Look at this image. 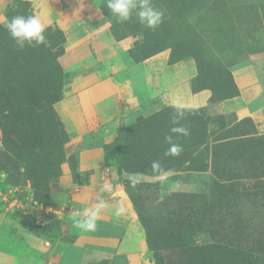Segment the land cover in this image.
<instances>
[{
    "label": "rangeland",
    "instance_id": "rangeland-1",
    "mask_svg": "<svg viewBox=\"0 0 264 264\" xmlns=\"http://www.w3.org/2000/svg\"><path fill=\"white\" fill-rule=\"evenodd\" d=\"M89 1L102 12L115 39L131 45L120 54L128 65L167 49L175 60L192 57L199 80L219 94L232 95L230 65L264 58V0H152L164 13L155 30L135 17L117 22L106 7L107 0ZM36 11L32 0H0V191L17 189L28 206L53 205L52 189L61 167L66 160L72 164L79 150L71 144L77 132L62 103L64 86L78 69L61 63L65 44L61 29L51 21L45 33L47 47L21 49L5 27L12 17L36 15ZM177 110L184 113L179 125L189 129L187 137L170 132L177 126L172 124ZM169 135L183 146L179 156L165 155ZM9 151L16 152L18 161L7 158ZM106 151L107 160H117L120 154L143 168L120 169V178L145 234L143 222L163 225L168 211L186 217L176 222L190 232V238L181 239L184 257L177 255L173 263L264 264V188H256L264 185V132H258L250 120L236 121L231 113L211 108H144L132 122L119 126ZM154 160L161 164L159 175H151L156 173L151 168ZM218 181L224 186L212 187ZM126 185L139 199L130 195ZM12 212L22 214L17 208ZM29 213L24 215L32 218ZM41 213L48 223L34 230L61 233L56 214ZM67 217L73 239L80 231L74 225L78 218L71 212ZM204 217L214 233L198 228ZM191 223L197 225L196 231ZM164 228L151 229L152 244L162 253L172 249L174 255ZM205 242L215 245L209 248Z\"/></svg>",
    "mask_w": 264,
    "mask_h": 264
},
{
    "label": "crops",
    "instance_id": "crops-1",
    "mask_svg": "<svg viewBox=\"0 0 264 264\" xmlns=\"http://www.w3.org/2000/svg\"><path fill=\"white\" fill-rule=\"evenodd\" d=\"M32 1L36 16L46 24L54 21L62 31V65L78 69L64 86L62 103L77 132L71 144L79 150L72 164L66 160L61 167L52 189L53 205L34 201L28 206L31 223L12 212L0 191V264H153L118 168L105 160V147L119 126L132 122L144 108H211L231 113L236 121L248 119L264 132V58L230 65L236 92L216 98L210 86L198 83L192 57L175 60L166 49L128 65L120 54L131 45L115 39L102 12L89 0ZM106 185L110 191L104 190ZM98 197L106 207L97 230H80L71 239L68 214L79 219ZM42 211L56 214L61 233L33 229L48 223Z\"/></svg>",
    "mask_w": 264,
    "mask_h": 264
},
{
    "label": "clouds",
    "instance_id": "clouds-1",
    "mask_svg": "<svg viewBox=\"0 0 264 264\" xmlns=\"http://www.w3.org/2000/svg\"><path fill=\"white\" fill-rule=\"evenodd\" d=\"M106 7L116 18L117 22H127L135 17L139 23L152 30L160 26L164 16L163 11L157 9L153 5L152 0H107ZM5 27L15 44L21 49L25 46L39 47L43 45L47 47L49 45L45 35L48 25L36 15L14 16L7 22ZM183 118V111L177 110L172 117V124L177 126L172 127L170 132L187 137L190 135L189 129L179 125V121ZM165 141L169 144L165 155L179 156L181 154L183 146L174 143L172 135L166 136ZM151 168L154 171H160V162L154 160ZM132 183L135 184L136 181L133 180ZM104 190L110 191L111 189L106 185ZM105 207V201L98 197L97 202L93 206L85 208L80 218L74 220L75 227L84 232H95L100 213Z\"/></svg>",
    "mask_w": 264,
    "mask_h": 264
},
{
    "label": "trees",
    "instance_id": "trees-1",
    "mask_svg": "<svg viewBox=\"0 0 264 264\" xmlns=\"http://www.w3.org/2000/svg\"><path fill=\"white\" fill-rule=\"evenodd\" d=\"M199 75H200V72L198 70V76H197L198 83L200 85H208L211 87V85L206 84L205 82L199 80ZM213 91L216 95V98H222V97H226V96L231 95V94H225V93L219 94V93H217V91L215 89H213ZM235 92H236V88H235ZM116 156H117V160H109L108 159L109 160L108 161L106 159V157L109 158L110 156L108 155V152L106 151L105 160L107 163H109L111 165L115 166V164H116V165L120 166V168L116 166L118 168V172H119L120 176H121L120 169H123L124 171H127V172H138V170L143 169V168H140V165H138V164H133V163L127 162V160H125L124 157L120 154H117ZM7 158L11 161H14V162L18 161V156L16 155V152H12V153L10 151L7 152ZM161 171L162 170L154 171L156 173L151 174V175H159V173ZM144 184L147 185V183H144ZM220 185L224 186L221 183L219 184V181H218V182H214L212 187H216V186H220ZM135 186H137V185H135ZM126 188L130 189V192H131L130 195L133 198L139 199V197H140L139 194L137 195L136 193H134L131 190L129 185H126ZM256 188H264V185L256 186ZM48 204H50V203H48ZM48 204H44L43 206H46ZM24 214H27V213H22V216H24L25 220H27L29 223H31V220L33 218H29L28 216H26ZM29 214H31V213H29ZM207 215L209 216L208 213H207ZM167 218H168V220L163 225H161V223H154V222L149 223V222H145V221L143 222L144 229L146 230L145 236H146L147 244H148L149 257L151 258V260H154V262L156 264H175V263H173V259H174V257L176 258L177 255H178V258L182 260L184 257L183 252H182L184 249V244L182 243L181 239H189L190 238V236H188V234L190 232L183 231V227H182L183 225L178 224L176 222V221H180L182 219L184 220V219H186V217H182V214L179 213V211H174V212L168 211ZM179 218H182V219H179ZM203 219L204 220L201 221L202 223H200L198 228H200L205 234H211V232L214 233L213 230L212 231L210 230L211 225H210L209 219L207 220V218H205V217ZM188 221H189V219H188ZM175 224L180 227L179 230L177 229ZM196 226H197L196 224L191 223L190 224L191 230L196 231V228H197ZM32 227L34 229V228L40 227V226H36V225L33 226L32 225ZM40 228H43V227H40ZM152 228H156V229H158V231H159V229L161 230V228L162 229L164 228L163 232L166 233V235L168 237V241H171L173 243L172 247H175L174 250L176 253H174V255L170 252L172 249H169L167 252L162 253L161 249H159V246L157 248L154 244H152V241H151V239H153V237L151 236V229ZM205 243H206V245H210L209 248H211L212 245H215V244L209 243V242H205ZM150 250L152 253L150 252ZM155 252H158V254L157 253L155 254ZM181 260H179V261H181Z\"/></svg>",
    "mask_w": 264,
    "mask_h": 264
},
{
    "label": "built area",
    "instance_id": "built-area-1",
    "mask_svg": "<svg viewBox=\"0 0 264 264\" xmlns=\"http://www.w3.org/2000/svg\"><path fill=\"white\" fill-rule=\"evenodd\" d=\"M18 192L17 189L9 190L8 192L3 193V199L6 202L7 206L17 208L22 213H28L27 208L28 205L26 203H23L18 195L16 194ZM15 193V194H14Z\"/></svg>",
    "mask_w": 264,
    "mask_h": 264
}]
</instances>
